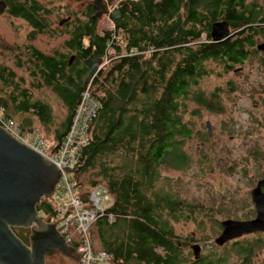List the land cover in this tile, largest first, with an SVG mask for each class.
Returning <instances> with one entry per match:
<instances>
[{
	"label": "trees",
	"instance_id": "trees-1",
	"mask_svg": "<svg viewBox=\"0 0 264 264\" xmlns=\"http://www.w3.org/2000/svg\"><path fill=\"white\" fill-rule=\"evenodd\" d=\"M3 1V12L31 27L29 38L34 33H52L48 13L36 0ZM116 8L120 14L112 19L113 27L101 33L96 20L90 18V6L85 19L71 18L61 25L59 31L67 33L64 53L55 50L46 54L29 44L15 56V63L29 76L31 88L48 87L65 104L66 115L61 129L53 132L52 148L67 130L79 93L86 86L82 83L87 68L98 58L107 59L89 80L90 92L100 108L89 122V141L82 149L80 166L72 172L81 192L100 183L113 198L108 211L114 214V221L97 218L89 228L90 234L95 228L96 242L91 240V244L111 253L107 264H226L223 257L228 253L219 256L211 250L206 256L191 259L183 251L184 242L174 234L169 220H189L194 208L170 193L153 191L152 180L157 178L159 166L180 168L186 162L180 149L189 137L180 116L183 98L191 93L197 103L199 99L213 103L202 97L199 85L210 72L206 63L216 62L226 71L230 67L224 62L230 65V56L233 62L240 60L243 47L252 42V37L244 34L254 23L264 22V4L245 0H120ZM220 20L236 31L235 40L208 41L211 23ZM108 47L113 53L107 57ZM0 82L4 118L27 131L32 126L25 113L44 124L52 122L48 105L32 97L24 77L14 76L0 65ZM35 208L46 213L45 221L53 214L46 197H41ZM15 234L27 242L26 234ZM256 234L251 240L246 234L219 247H230L238 256L237 264H252L255 249L264 246V231Z\"/></svg>",
	"mask_w": 264,
	"mask_h": 264
},
{
	"label": "rangeland",
	"instance_id": "rangeland-1",
	"mask_svg": "<svg viewBox=\"0 0 264 264\" xmlns=\"http://www.w3.org/2000/svg\"><path fill=\"white\" fill-rule=\"evenodd\" d=\"M36 1L48 13L52 33L47 31L32 33L33 36L29 38L31 27L24 20L5 12L0 14V65L12 71L14 76L24 77L27 87L29 76L21 66L15 63V56L22 54L21 51L24 52V48L29 44L46 54L55 50L64 53L66 51L64 39L67 33L64 30L59 31L62 28L61 25L66 21L69 22L71 18L85 19L87 4L93 0ZM103 1L107 4L106 8L108 5H115L116 9L120 0ZM245 1L264 4V0ZM67 17L70 19L68 18L61 25L58 24L60 20ZM94 20L99 33L104 29L112 28L106 21L105 7L99 17ZM67 54L72 56L70 51ZM106 55L108 57L110 53ZM104 58H100L101 61ZM215 63H206L210 72L202 78L199 85L207 92L214 89L223 90L215 93L220 105L218 110L211 112L198 106L192 99L191 93L190 96L183 98V111L180 107V116L188 129L189 137L183 140L180 149L185 155L186 162L180 168L166 164L159 166L158 176L156 179L153 178L152 186L155 192L170 193L182 202L192 204L194 214L189 220H169L174 234L184 242L183 251L191 259L194 258L190 244L197 243L200 246L199 256H206L208 252L214 250L219 256H222L220 255L222 253H228L223 257L226 264H237L238 256L235 252L230 251V247L217 246L213 239L221 230V220L227 218L243 220L251 218V214L254 215L250 190L264 173V130L261 131L262 128L256 125L255 121L248 119L249 113L245 110L248 108L249 99L239 89L230 94L225 89H220V86H216L226 83L230 72L226 74L221 66ZM0 87L4 91L1 82ZM192 90L195 91L194 88ZM29 92L34 99L48 105L52 122L44 124L34 115L25 113V116L29 118L31 126L39 129L47 145H51L55 141L53 132L55 129H61L60 123L66 115L65 104L58 94L45 86L40 88L29 86ZM203 96L205 97L204 93ZM207 96L205 97L207 99L212 97L209 93ZM254 112L256 120L264 121V110L258 109ZM206 121L211 127V135L208 137L202 134ZM82 187L85 188V186ZM94 231L93 226L89 235L91 240L96 242ZM255 236L257 234L252 233L245 238L251 240ZM252 257V264H264V246L255 249ZM45 263L77 264V261L53 252L45 257Z\"/></svg>",
	"mask_w": 264,
	"mask_h": 264
},
{
	"label": "water",
	"instance_id": "water-1",
	"mask_svg": "<svg viewBox=\"0 0 264 264\" xmlns=\"http://www.w3.org/2000/svg\"><path fill=\"white\" fill-rule=\"evenodd\" d=\"M5 2L0 0V14ZM105 7L103 0L91 3V20L99 17ZM120 14L116 8L115 19ZM66 21L62 19L58 24ZM229 34L224 20L211 23L213 41L224 39ZM72 59L70 56L69 61ZM101 59L94 60L87 68L82 85L100 68ZM77 169V168H76ZM74 169V171L76 170ZM59 172L42 154L27 147L0 126V264H46L45 257L53 252L69 256L76 261L75 249L67 245L57 233L53 223H46L36 214L35 205L41 197H47L54 188ZM264 174L250 190L254 216L248 219H223L221 230L213 239L217 246L242 235L264 231ZM14 227L27 228V242L13 231ZM193 258L199 257L200 246L190 244ZM84 255V254H83Z\"/></svg>",
	"mask_w": 264,
	"mask_h": 264
},
{
	"label": "built area",
	"instance_id": "built-area-1",
	"mask_svg": "<svg viewBox=\"0 0 264 264\" xmlns=\"http://www.w3.org/2000/svg\"><path fill=\"white\" fill-rule=\"evenodd\" d=\"M114 10L115 5L106 8V21L111 27ZM112 52L108 47L107 53ZM106 62V58L102 59L100 67ZM99 108L100 102L90 92L88 81L79 93L66 132L52 148L53 142L47 145L37 127L22 130L14 120L4 118L0 106V126L27 147L42 154L59 172L53 190L46 197L53 207L51 218L45 221L46 213L42 210H37L36 214L46 223L55 221L54 228L63 241L81 255L77 264H107L112 258L108 251L92 246L89 228L97 218L104 217L108 223L114 221V214L108 211L113 198L100 183L90 186L85 193L81 192L80 185L72 177L74 169L80 166L82 149L89 141V122Z\"/></svg>",
	"mask_w": 264,
	"mask_h": 264
},
{
	"label": "flooded vegetation",
	"instance_id": "flooded-vegetation-1",
	"mask_svg": "<svg viewBox=\"0 0 264 264\" xmlns=\"http://www.w3.org/2000/svg\"><path fill=\"white\" fill-rule=\"evenodd\" d=\"M91 3L92 1L88 2L87 6L91 7ZM106 5L107 4L105 3V9H106ZM68 18L69 17H67L66 20ZM254 24L252 25L253 28L244 34L245 37L248 38L252 37V42L250 44L247 43L246 46L243 47L244 55L240 57L239 61L233 62V57L230 56V65L228 62L227 63L224 62V64H226L224 66L230 67V69H226L225 71L226 74H228L227 72H230V76H228L229 78L228 80H226V83L217 84L216 86H220V89H225L230 94L231 93L233 94V92L236 89H239L244 94V96L249 99L248 108L247 110H245L247 113H249L248 119L255 121L256 125L262 128L260 129L262 131L264 130V121L256 120V115L254 110H258V109L264 110V22L258 24L254 23ZM210 30H211V25L209 27V32H208L209 35H210ZM235 35H237L236 31L231 30L229 28V34L226 38L218 41H213L210 38L211 37L210 35L209 37L210 39L208 41L224 42L228 40L231 42L235 40L234 39ZM202 91L205 97H208L207 96L208 93L212 95L211 98L208 99L206 98L207 99L206 102H208L211 99L213 103L205 104L204 101L201 102V99H199V103H197L198 106L204 108L207 111L216 112L220 105L217 102L216 94L214 95L213 93L223 90L214 89L211 92H207L202 89ZM204 125L205 126L204 129H202V134L205 135V137H208L209 135H211V127L208 121H206ZM262 190H264V187H262ZM253 216L254 215H252V217ZM19 228L21 229L19 230ZM13 230L15 233L17 232L21 234H26V238H28L29 231L27 228L14 227ZM54 253L60 254L59 252H54Z\"/></svg>",
	"mask_w": 264,
	"mask_h": 264
},
{
	"label": "bare ground",
	"instance_id": "bare-ground-1",
	"mask_svg": "<svg viewBox=\"0 0 264 264\" xmlns=\"http://www.w3.org/2000/svg\"><path fill=\"white\" fill-rule=\"evenodd\" d=\"M36 212H37V209H36Z\"/></svg>",
	"mask_w": 264,
	"mask_h": 264
},
{
	"label": "clouds",
	"instance_id": "clouds-1",
	"mask_svg": "<svg viewBox=\"0 0 264 264\" xmlns=\"http://www.w3.org/2000/svg\"><path fill=\"white\" fill-rule=\"evenodd\" d=\"M91 240V239H90Z\"/></svg>",
	"mask_w": 264,
	"mask_h": 264
}]
</instances>
